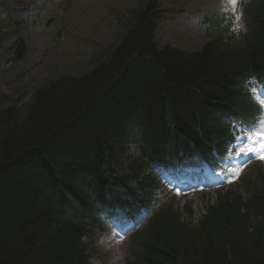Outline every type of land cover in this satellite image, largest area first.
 Returning a JSON list of instances; mask_svg holds the SVG:
<instances>
[{
  "label": "trees",
  "instance_id": "obj_1",
  "mask_svg": "<svg viewBox=\"0 0 264 264\" xmlns=\"http://www.w3.org/2000/svg\"><path fill=\"white\" fill-rule=\"evenodd\" d=\"M138 1L118 40L85 68L61 73L52 60V75L36 81L42 55L32 38L44 0H0V264H90L105 179H133L144 200L157 187L143 173L147 159L128 165L127 180L121 174L126 143L140 138L136 149L149 160L165 152L166 140L219 147L218 131L208 139L213 107L201 101H227L241 66L264 62V0L245 8L244 44L223 41L216 21L193 52L158 45L159 0ZM49 21L52 38L65 37L63 14ZM58 41L53 49L62 50ZM246 185L247 196L218 195L198 226L172 207L157 210L131 237L123 264H264V172Z\"/></svg>",
  "mask_w": 264,
  "mask_h": 264
},
{
  "label": "rangeland",
  "instance_id": "obj_2",
  "mask_svg": "<svg viewBox=\"0 0 264 264\" xmlns=\"http://www.w3.org/2000/svg\"><path fill=\"white\" fill-rule=\"evenodd\" d=\"M61 1L51 0L50 3L46 4L44 12L38 14L37 17L41 21L39 27L34 31L32 47L34 55H42L40 59H43L42 61L40 60V67L31 73L36 81L52 75V60L57 63L58 68L56 70L61 73L75 74L78 70L85 68L93 54L98 52L100 47L113 44L118 40L120 30L122 29L120 25L121 20L126 18L127 11L133 9L139 2L138 0H68L62 8ZM161 1L160 8L157 9L159 12L161 11V15L167 13V11H164L166 8L185 4L184 9L189 8L192 13L196 12L200 18L201 13L196 8L202 11L232 9L234 12L238 11L240 13L241 4L244 0H237L234 9L228 3V0H176L173 4L165 0ZM247 1L245 0V2ZM228 4L229 6H226ZM60 14H63L65 20L69 22L64 30L66 32L65 37L58 41L59 36L56 39L52 38L54 32L52 21L48 22V26L45 22L47 18ZM178 25L179 22L174 24L172 20L166 18L160 19L156 28L157 41L174 44L185 50H196L199 48L202 42L192 39L196 30L195 24H188L186 32L181 31ZM229 33L230 35L234 34L232 35L234 37L243 36L245 29L241 19L240 21L236 18L232 20ZM56 40L58 41V45L62 43L59 46L62 50H59L57 46L53 49V46L56 45ZM44 44H46L50 53L44 54L46 51L44 50ZM48 54L49 56H47ZM199 194L182 198L175 197L174 199L178 206H182L184 202H187L192 207L194 211L193 222L203 213L207 203ZM105 239L106 236L103 235L100 242L103 246L101 248L102 253H105L107 256V264H121L123 258L122 250L125 243H120L118 240L107 243L108 238L106 241ZM92 263L100 264L98 261H92Z\"/></svg>",
  "mask_w": 264,
  "mask_h": 264
},
{
  "label": "snow or ice",
  "instance_id": "obj_3",
  "mask_svg": "<svg viewBox=\"0 0 264 264\" xmlns=\"http://www.w3.org/2000/svg\"><path fill=\"white\" fill-rule=\"evenodd\" d=\"M228 3L234 9L237 0H228ZM261 106L264 107V100H261ZM258 125L259 127L252 125L250 128L242 131L244 139L236 151L237 155H247L248 153L256 152L260 158H264V117L258 120Z\"/></svg>",
  "mask_w": 264,
  "mask_h": 264
},
{
  "label": "bare ground",
  "instance_id": "obj_4",
  "mask_svg": "<svg viewBox=\"0 0 264 264\" xmlns=\"http://www.w3.org/2000/svg\"><path fill=\"white\" fill-rule=\"evenodd\" d=\"M153 39L155 40V33H153ZM164 46H166V45H164ZM177 45H173L172 46V48H174V47H176ZM192 138H193V136H192ZM174 141H176L177 142V139H175ZM194 173H193V177H195L196 175H197V172H196V169H194V171H193ZM199 176H201V177H203L205 180L203 181V182H209L210 180V176H209V174H208V172H206L205 170H203V171H201V174L199 175ZM76 178V177H75ZM123 188L121 187L120 188V191L121 192H123Z\"/></svg>",
  "mask_w": 264,
  "mask_h": 264
}]
</instances>
